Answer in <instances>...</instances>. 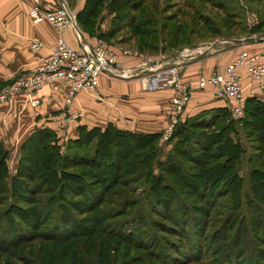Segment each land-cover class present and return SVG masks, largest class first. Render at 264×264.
<instances>
[{
	"label": "trees",
	"instance_id": "1",
	"mask_svg": "<svg viewBox=\"0 0 264 264\" xmlns=\"http://www.w3.org/2000/svg\"><path fill=\"white\" fill-rule=\"evenodd\" d=\"M158 4L157 0H84L75 20L91 34L110 15L103 36H116L122 30L121 39L132 41L142 53L169 52L190 43L195 22L184 24L179 12L169 14L165 5ZM190 5L185 8H196ZM230 13L225 19L203 23L209 32L226 37L234 35L231 27L251 33L264 24V15L246 27L239 19L232 22ZM76 129V137L58 143L51 128H35L19 144L8 185V149L0 141V255L17 256L22 264H127L135 256L137 264H152L154 257L164 260L167 244L187 255L183 258L198 260L204 242H210L217 249L215 264H264L260 258L264 252L263 100L245 96L242 114L236 118L227 106L181 118L169 136L174 140L163 161L156 158L160 131L119 128L110 121ZM239 133L251 152L240 142ZM140 178L147 185L144 193L163 208V217H144L138 198H127L124 190L114 188ZM129 213L127 218H116ZM55 223L61 226L56 228ZM43 224L47 225L40 228ZM152 226L160 234L153 233ZM171 255L173 260L181 259ZM0 264L14 263L6 258Z\"/></svg>",
	"mask_w": 264,
	"mask_h": 264
},
{
	"label": "crops",
	"instance_id": "2",
	"mask_svg": "<svg viewBox=\"0 0 264 264\" xmlns=\"http://www.w3.org/2000/svg\"><path fill=\"white\" fill-rule=\"evenodd\" d=\"M30 1L0 0V89L20 73L32 68L53 44V27L46 21H30L27 15ZM40 1L44 5H52L55 2ZM76 1L75 5L81 7L83 0ZM68 3L72 7L70 2ZM258 21L251 19L245 25L249 27ZM63 35L70 45H79V40L71 28L65 29ZM84 35L83 38L87 41L93 40ZM248 35L264 36V24L258 31L213 39L209 41V46L194 50L192 56L185 60L179 78L189 86L190 94L181 118L201 109L227 106L225 100L214 97L212 86L198 88L196 79L199 74L207 73L213 67L221 68L240 48L264 49L263 38L228 42L229 38ZM32 37L40 38L42 46L38 49L30 48L28 40ZM221 42L230 44L223 46ZM240 84L243 97L254 95L264 101L255 81L241 74ZM171 93V86L143 88L138 77L102 73L98 76L95 91H79L65 106L62 89L43 84L32 94L17 93L0 101V141L8 149L7 158L14 164L19 154L20 142L35 128L42 126L54 130L59 141L76 137L78 125L103 126L108 121L119 128L159 132L167 121L168 98ZM32 95L39 99V103L29 102Z\"/></svg>",
	"mask_w": 264,
	"mask_h": 264
},
{
	"label": "built area",
	"instance_id": "3",
	"mask_svg": "<svg viewBox=\"0 0 264 264\" xmlns=\"http://www.w3.org/2000/svg\"><path fill=\"white\" fill-rule=\"evenodd\" d=\"M27 15L31 22H48L55 30V38L50 50L32 68L20 73L0 89V101L17 93L32 94L43 84H47L62 89L64 105L67 106L79 91H95L98 76L102 73L123 77L145 71L138 76L143 88L172 87L168 98L167 121L162 128L161 137L167 138L171 134L189 99V86L180 80L179 72L193 51L183 48L168 59L163 56L144 57L134 67L116 70V50L101 39L90 43L80 38L75 13L67 0H55L52 5L31 0ZM67 28L73 30L79 40L78 46L70 45L65 39L63 32ZM28 44L32 49H38L42 46V41L38 37H32ZM203 46H209V42L198 48ZM153 60L155 61L152 62ZM241 74L256 82L264 99V49L240 48L221 68L213 67L209 72L199 74L196 86H212L214 97L225 100L230 115L236 118L242 114L243 109ZM29 102L37 104L39 99L32 95Z\"/></svg>",
	"mask_w": 264,
	"mask_h": 264
},
{
	"label": "rangeland",
	"instance_id": "4",
	"mask_svg": "<svg viewBox=\"0 0 264 264\" xmlns=\"http://www.w3.org/2000/svg\"><path fill=\"white\" fill-rule=\"evenodd\" d=\"M84 1V0H83ZM71 4V8L73 9V12L75 13L79 8L78 5H75L76 0H68ZM159 3L158 5H165V8L167 9V12L170 14H173L175 12H179L180 16H182V21L184 24H189V22H195L194 27L196 28V33L192 34L191 42L190 43H185L183 45H178L177 47L170 49L169 52L172 51H179L183 48H188L190 51L198 50V47L201 46L203 43L212 41L213 39H219V37L224 38L223 36H217L213 34L212 32L208 31L207 28V23H209L212 20H215V18L220 17V18H227L225 15L227 11H230L232 13V22L236 20H241L240 23L244 22L248 24L247 22H250L251 19L253 20H260L262 16L264 15V0H157ZM83 4V3H82ZM186 4H191L195 6L196 8H185ZM75 5V6H74ZM190 5V6H191ZM194 15V16H193ZM193 16V17H192ZM179 18V17H178ZM235 18V19H234ZM110 20V15L106 16L105 21L103 22V25H100L98 27H95V30L93 33L88 34L87 32L83 31L80 29L81 33L86 36L88 39L93 38V40L90 41V43H93L97 39H101L104 43L108 44L111 46L113 49H115L117 52V65L115 64V69L116 70H121L126 67H134V65L140 60V58L144 57H158V56H164L169 52H166L167 50L160 52V51H155L152 53H147V52H138L136 48L133 46L132 41L125 42L121 39L123 35L122 30L116 34V36L112 37H105L103 36V31L108 27L109 25V20ZM221 21V19H219ZM76 21V20H75ZM203 21H207V23H203ZM217 25V22L215 23ZM200 29V31L198 30ZM222 31V30H221ZM220 31V32H221ZM230 33L237 35L239 33V30L236 27H231ZM220 38V39H221ZM231 42V41H228ZM221 45L225 46L226 44L230 43H224L221 42ZM219 44V45H220ZM196 47V48H195ZM135 52V53H134ZM135 54V55H134ZM140 80V77H138ZM162 131V130H161ZM161 131H160V136L157 142V160L163 161L165 159V155L167 150L170 148L172 141H170V135L167 138H162L161 137ZM240 142L243 144L244 147H246L247 152H251V148L248 146V141L245 140L243 135L239 133L238 135ZM194 146H198V143L195 141H192ZM7 162V177L5 178L7 185L9 182V177L14 174L15 171V162L13 164V161H11L8 158H6ZM13 164V166H12ZM156 171V167L154 168ZM147 188V185L143 182V180L137 179V180H132L127 183L126 187H121L119 185H116L114 188L116 189H122L124 190V196L127 198H138L139 199V204L143 208V212L145 214L144 217H149L151 219L153 218H161L163 217L162 215L164 214V210L161 207V205L158 204V202L151 196L148 195L147 193H144V188ZM130 191H129V189ZM109 194H106L108 196ZM8 199L10 198L7 196ZM221 200H223L221 198ZM132 213L129 214H124L120 215L116 218L121 219V218H127V216H131ZM164 220L165 219H160ZM129 222L132 223V226L134 225L133 222L130 220ZM47 224H43L40 226V228H44ZM53 226L60 227V223H55ZM214 224L209 225L205 231L206 235H209ZM127 228V231L130 230L132 232V227H128L125 225ZM139 230L142 231V226H138ZM54 229V227L52 228ZM151 230H153V233L160 234L159 231H157L155 226L151 227ZM130 233V232H127ZM165 234L166 237L175 239L176 236L175 234L172 233H162ZM138 237L144 238L142 234H134ZM205 235V236H206ZM133 241H137L134 238H131ZM38 242L37 240H35ZM148 241V238H147ZM164 249L166 250V256H164V260H157L154 257V260L152 264L158 263V264H179L180 261L189 259V263L187 264H215V259L214 257L216 256L217 249L214 245L210 244V242H204V246L202 248L200 258L198 260L193 259L192 257H185L187 255H181L179 253H176L172 246L167 244ZM17 250V249H16ZM18 251V250H17ZM146 251L149 252L146 248ZM14 252V251H13ZM138 252H142V249H139ZM16 253V252H15ZM171 254H175L178 256H181L180 260L175 259L173 260V257ZM0 261L5 260L6 258H9L11 262L14 264H22L17 256H9L7 253H2L0 255ZM263 257V258H262ZM263 260L264 263V252H262V256L260 257ZM217 260V259H216ZM138 260L135 257H131L129 259V262L127 264H137Z\"/></svg>",
	"mask_w": 264,
	"mask_h": 264
},
{
	"label": "water",
	"instance_id": "5",
	"mask_svg": "<svg viewBox=\"0 0 264 264\" xmlns=\"http://www.w3.org/2000/svg\"><path fill=\"white\" fill-rule=\"evenodd\" d=\"M78 32H79V36H80V38H82L83 39V35H82V33H81V31L78 29ZM260 38H264V36L263 35H248V36H244V37H241V38H229V40L230 41H234V42H237V41H239V40H257V39H260ZM176 55V52L175 51H172V52H169V53H167L166 55H164L163 57L165 58V59H168V58H171V57H174ZM199 54H197V56H198ZM155 60H153L152 62H154ZM143 72H145V71H142V72H140V73H138V74H132V75H130L131 77H138V76H140L141 75V73H143Z\"/></svg>",
	"mask_w": 264,
	"mask_h": 264
},
{
	"label": "bare ground",
	"instance_id": "6",
	"mask_svg": "<svg viewBox=\"0 0 264 264\" xmlns=\"http://www.w3.org/2000/svg\"><path fill=\"white\" fill-rule=\"evenodd\" d=\"M77 24V23H76ZM85 41H86V38L84 37Z\"/></svg>",
	"mask_w": 264,
	"mask_h": 264
}]
</instances>
